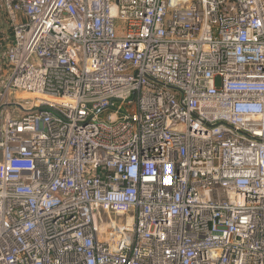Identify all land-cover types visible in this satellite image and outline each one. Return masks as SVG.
<instances>
[{"label":"built area","instance_id":"2783aa9c","mask_svg":"<svg viewBox=\"0 0 264 264\" xmlns=\"http://www.w3.org/2000/svg\"><path fill=\"white\" fill-rule=\"evenodd\" d=\"M3 12L0 264H264V0Z\"/></svg>","mask_w":264,"mask_h":264},{"label":"crops","instance_id":"0c3cea01","mask_svg":"<svg viewBox=\"0 0 264 264\" xmlns=\"http://www.w3.org/2000/svg\"><path fill=\"white\" fill-rule=\"evenodd\" d=\"M7 21L6 14L0 13V51L2 47H4L6 44L10 43L12 41L13 37V30L11 26H9ZM4 45V46H3ZM1 75H6L5 71L0 72ZM0 94H1V89H0Z\"/></svg>","mask_w":264,"mask_h":264},{"label":"bare ground","instance_id":"6f19581e","mask_svg":"<svg viewBox=\"0 0 264 264\" xmlns=\"http://www.w3.org/2000/svg\"><path fill=\"white\" fill-rule=\"evenodd\" d=\"M21 98H27V97H30V96H33V95H30V94H27V93H24V94H21L19 95Z\"/></svg>","mask_w":264,"mask_h":264},{"label":"rangeland","instance_id":"374dc122","mask_svg":"<svg viewBox=\"0 0 264 264\" xmlns=\"http://www.w3.org/2000/svg\"><path fill=\"white\" fill-rule=\"evenodd\" d=\"M217 84L219 85L220 84V79H217ZM18 95H21V93H18ZM20 98V96H19Z\"/></svg>","mask_w":264,"mask_h":264}]
</instances>
